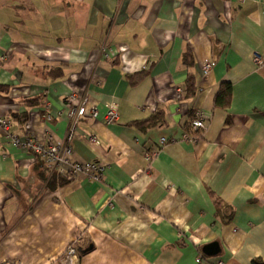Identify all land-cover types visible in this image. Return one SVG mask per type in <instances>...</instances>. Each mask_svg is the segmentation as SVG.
<instances>
[{
	"label": "crops",
	"instance_id": "1",
	"mask_svg": "<svg viewBox=\"0 0 264 264\" xmlns=\"http://www.w3.org/2000/svg\"><path fill=\"white\" fill-rule=\"evenodd\" d=\"M0 86L11 134L53 135L71 162L105 167L48 188L0 126V264H61L75 241L89 246L75 264L264 263V0H0ZM72 92L96 118L71 127Z\"/></svg>",
	"mask_w": 264,
	"mask_h": 264
},
{
	"label": "built area",
	"instance_id": "2",
	"mask_svg": "<svg viewBox=\"0 0 264 264\" xmlns=\"http://www.w3.org/2000/svg\"><path fill=\"white\" fill-rule=\"evenodd\" d=\"M255 61L260 63V58L255 56ZM213 64L207 62L203 65L202 74L208 75L212 70ZM182 89L178 90L177 98L182 97ZM88 99L85 96H79L75 92L70 93L66 98L67 116L69 118L71 127L77 125L79 120L85 117L96 118L97 110L95 108H88ZM47 106V104H45ZM119 112L115 104L108 107L104 117L105 124H113L118 120ZM46 120H50V115L46 114ZM0 126L5 133L8 140L15 146L21 147L28 152L38 156L48 168L49 172L63 175L67 178H73L77 175L86 176L92 181H100L103 177L104 165L98 162L78 163L69 160L70 149L66 148L58 142L52 135L47 141H39L31 135L23 138L18 137L10 132V121L8 119H0ZM204 121L201 114H196L195 118L190 123V129L193 132L203 130ZM78 257V249L76 241L71 243L63 253L60 263L61 264H75ZM201 258L197 259V263ZM221 264V263H219Z\"/></svg>",
	"mask_w": 264,
	"mask_h": 264
},
{
	"label": "trees",
	"instance_id": "3",
	"mask_svg": "<svg viewBox=\"0 0 264 264\" xmlns=\"http://www.w3.org/2000/svg\"><path fill=\"white\" fill-rule=\"evenodd\" d=\"M192 61H193V56H192L191 51L190 50L185 51V53H183V56H182L183 65L188 66L189 64L192 63ZM50 72L52 74L56 73L55 76H58L60 74L58 71H55V70H52ZM145 76H146V73H140V74H136L133 76H129V79H130L131 83L137 84ZM186 87H187L186 97H191L196 90L192 76L187 77ZM4 90H5V88L3 86H0V92H3ZM230 92H231V86L227 83L222 84L220 89L218 90L216 96H215V100H214L215 105L224 106V105L228 104V101L230 99ZM29 101H31V100H26L25 103L26 102L30 103ZM40 104H42V103H40ZM162 122H163L162 114L158 113L157 115L151 116L147 119L137 121V122L133 123V125H135L139 128H146V127H149L150 125L161 124ZM35 157L37 158L38 163H39L38 167L41 168V171L38 174L39 179H40V181H43L44 183L47 184L46 187L52 189L57 185H63L65 183H67L68 180L71 179V178H67V177L60 175V174H57V173L49 172V170L45 166L44 162L38 156H35ZM88 250H89V246L85 247L84 249H80L78 251V255H79V252H81V251L86 252ZM252 264H264V263L261 262L260 260H254L252 262Z\"/></svg>",
	"mask_w": 264,
	"mask_h": 264
},
{
	"label": "water",
	"instance_id": "4",
	"mask_svg": "<svg viewBox=\"0 0 264 264\" xmlns=\"http://www.w3.org/2000/svg\"><path fill=\"white\" fill-rule=\"evenodd\" d=\"M219 252L220 248L217 242L209 243L202 248V253L208 257L216 256Z\"/></svg>",
	"mask_w": 264,
	"mask_h": 264
}]
</instances>
